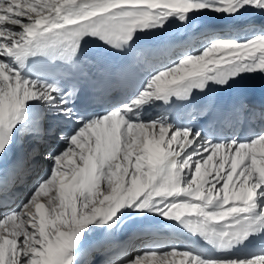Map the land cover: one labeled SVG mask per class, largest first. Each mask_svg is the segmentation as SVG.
<instances>
[{
    "label": "snow or ice",
    "instance_id": "snow-or-ice-1",
    "mask_svg": "<svg viewBox=\"0 0 264 264\" xmlns=\"http://www.w3.org/2000/svg\"><path fill=\"white\" fill-rule=\"evenodd\" d=\"M194 24L200 47L166 38ZM256 74L264 0H0V264H264V126L236 127L264 125ZM176 102L187 120L152 114ZM130 218L201 246L145 228L129 252Z\"/></svg>",
    "mask_w": 264,
    "mask_h": 264
},
{
    "label": "bare ground",
    "instance_id": "bare-ground-1",
    "mask_svg": "<svg viewBox=\"0 0 264 264\" xmlns=\"http://www.w3.org/2000/svg\"><path fill=\"white\" fill-rule=\"evenodd\" d=\"M241 21L243 22L244 18H241ZM196 23L199 24L200 21L198 20V21H196ZM224 23L225 24H231L232 21L226 20V21H224ZM240 27L241 28L243 27V23L241 24ZM245 34H246L245 32L240 31L241 36H243ZM174 52L176 53V51H174ZM154 110L156 112L155 115L168 116L164 111L161 110V108L158 105L154 109H152V113ZM27 146H28V144H27ZM24 150H25L24 148L20 149L18 151V153H23ZM39 164H41L43 168L47 169V167H48V164H46V163L39 162ZM145 228L152 229L161 238L171 239V237L168 236L167 234H164V232H167V231L171 232L172 230H175L177 228V224L174 222L159 221V222H154V223H150V224L146 225V224L140 223L139 218H130L124 223V225L121 228L117 229V231L114 234H112V236L109 238V241L112 243L122 244L123 246H125V245H128L129 243H131V241H133V240H140L141 239V240H147V245H148V241L150 240L151 237H150V235L145 233ZM135 234H137V235H135ZM134 237H135V239H134ZM118 252H119V249H114L111 254L117 257ZM97 257H96L97 258L96 260L99 261L100 257L99 256H97Z\"/></svg>",
    "mask_w": 264,
    "mask_h": 264
},
{
    "label": "rangeland",
    "instance_id": "rangeland-1",
    "mask_svg": "<svg viewBox=\"0 0 264 264\" xmlns=\"http://www.w3.org/2000/svg\"><path fill=\"white\" fill-rule=\"evenodd\" d=\"M153 115H155L156 114V112H155V110L153 111V113H152ZM37 163H39V161L37 162ZM45 170H46V168H44ZM135 235H137V234H135ZM133 239V238H132ZM134 239H135V237H134ZM140 239V238H139ZM146 239V238H145ZM143 241V242H142ZM127 246V247H126ZM147 246V240H133V241H131V243H129L128 245H125L124 247L129 251V252H132V253H134L136 250H138V249H141V248H144V247H146ZM97 257V256H96ZM95 257V259H97ZM117 258V260L119 259V256H117L116 257Z\"/></svg>",
    "mask_w": 264,
    "mask_h": 264
}]
</instances>
